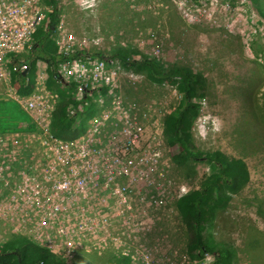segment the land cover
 <instances>
[{"label":"rangeland","instance_id":"obj_1","mask_svg":"<svg viewBox=\"0 0 264 264\" xmlns=\"http://www.w3.org/2000/svg\"><path fill=\"white\" fill-rule=\"evenodd\" d=\"M44 2L45 17L35 29L27 52L5 59L10 70L14 59L19 68L29 66L32 79L39 77L38 85L45 80L48 65L37 58L39 61L33 62L32 70L29 62L34 56L32 46L49 28L50 5L47 0ZM56 3L57 20L48 39L58 52L77 53L68 61L80 59L59 65L63 76L73 84H80L85 91L92 86L106 88L100 94H88L87 104L92 106L86 110L91 113L85 111L84 119L82 114V134L88 130L87 137L102 140L106 132L112 142L120 144L124 134L118 121L120 114L113 116L114 100L127 108L122 112L136 116L145 128L143 138L138 141L139 149L125 154L131 152L127 159L132 160L127 175H120L118 165L113 163L93 174L92 183L86 184L87 189H95L112 178L127 196L124 208L128 205L131 209L122 216L106 219L77 216V221L91 227L95 223V230L100 229V233L109 237L113 231L128 225L129 234L138 235L136 228L143 226L146 231L142 238L152 248L151 257L160 260L158 264H169L174 259L176 264H201L199 260L188 262L186 242L191 221L184 218L192 219L181 206L185 196L200 190L210 167L206 162L182 165L175 162L177 143L165 135L164 122L178 105L181 94L174 84L152 83L134 69L123 68L120 59L112 55L118 48H129L134 53L153 57L164 68L186 65L205 80L203 95L194 99L199 113L190 129L193 142L198 150H218L243 159L249 171L246 185L231 194L228 205L216 214L214 237L234 248V264H264V212L259 213L260 202L264 204V0H95L94 4L92 0H56ZM134 53L132 58H138ZM93 72L101 80L96 84L83 82ZM18 75L12 74L13 83L20 80ZM107 82L109 93L102 85ZM76 93L81 96L84 91L77 89ZM101 113L108 117L106 122L92 121L94 114ZM46 124L47 120L35 122L33 132L20 135L21 144L53 146ZM95 128H99L100 134L93 132ZM111 146L114 145L83 146L84 161L93 167L103 165L106 158L111 160L110 154L99 151ZM33 149L36 151L37 146ZM144 157L148 162L139 161ZM84 176L82 170L81 177ZM156 179L165 183L162 192L152 191ZM81 197L76 195L72 200L81 204ZM134 211H140L143 216H137ZM4 221L0 222V245L17 235L7 229ZM106 222L111 223L108 231L98 224ZM134 247L133 251L140 254L137 245ZM53 250L58 253L57 248ZM65 260L70 264L131 262V258H116L112 249L101 254L75 249ZM205 260L211 264V257Z\"/></svg>","mask_w":264,"mask_h":264},{"label":"built area","instance_id":"obj_2","mask_svg":"<svg viewBox=\"0 0 264 264\" xmlns=\"http://www.w3.org/2000/svg\"><path fill=\"white\" fill-rule=\"evenodd\" d=\"M44 5V0H0V99L15 101L34 123L47 120L48 137L54 143L53 146L35 144L37 146L35 151L33 149L35 145L21 144L20 135L25 136L28 131H14L11 132L12 134L10 132L0 133V222L4 219L8 225L7 229L17 235H30L33 238L26 237L64 259L70 257L75 249L96 251L100 254L112 249L116 258H131L130 264H158L160 260L151 257L152 248L142 238V234L146 231L143 226L136 228L138 235L129 234L131 226L128 225L113 231L109 237L100 233V229L95 230V223L91 227L89 223L77 221L79 216L87 215L95 216V218L97 216L102 218L122 216L131 209L128 205L124 208L127 196L122 192L123 188L112 178L109 181H103L95 189H87L86 184L92 183L93 174L102 172L103 167L113 163L118 165L120 175H127L132 160L127 159L131 152L125 154L129 150L139 149L138 141L143 138L145 132L143 125L137 121L136 116L130 117L122 112L127 108L119 100H114L115 114L113 116L120 114L118 121L122 125L124 134V138L119 139L121 141L119 145L117 141L112 142L111 135L106 136V132L102 140L87 137L88 130L71 140L54 137L49 132L48 125L58 102V95L54 91L51 92L46 85L47 72L42 85H38V76H34L31 81L30 72L27 70L29 66L24 65L19 68L16 59L12 60L14 63L12 70L5 66V59L8 56H17L25 50L27 52L35 29L45 17L42 11ZM52 10L53 7L50 5L49 11L52 12ZM60 53L67 54L68 52L60 51ZM76 60L80 59L61 60L57 63V70L65 81L67 79L63 76L59 65H68ZM95 63L96 61H93V64ZM13 71L25 74L13 83ZM86 80L96 84L101 79L93 72L92 75H87L83 82ZM102 85L107 87L110 84L107 82ZM21 86H29V93L21 94L19 92ZM73 88L77 99H85V102L78 106L79 111L84 110L85 106H92L90 103L87 104L88 94L94 92L100 94L106 90L103 86H92L86 88L85 91L81 89L80 84H73ZM107 88L109 93L111 88ZM77 89L84 93L79 96L76 93ZM131 108L133 106L128 110ZM28 109H31L33 114L29 113ZM92 117L94 122L108 120L103 113L94 114ZM93 132L100 134L101 131L95 128ZM109 144L114 146L101 149L99 153H109L111 160L106 158L103 165L96 164L94 167L89 164V161H84L86 154L83 146L98 148ZM139 161L148 162V158L144 157ZM82 170L85 172L84 177H81ZM153 179L155 178L151 180ZM164 186L165 183L156 179V185L153 186L152 191L158 189L162 192ZM76 195L82 196L81 204L72 200ZM114 202L117 204L115 207ZM134 212L137 216H143L140 211ZM153 214L156 215V210ZM98 224L107 231L111 226L110 222ZM135 244L140 254L133 251ZM53 248H57L58 253ZM209 257H211L212 264L213 256L209 253L197 258H190L187 254L188 262L199 260L201 264H207L205 259ZM176 263L174 259V262L170 261L169 264ZM180 264L184 263L180 262Z\"/></svg>","mask_w":264,"mask_h":264},{"label":"trees","instance_id":"obj_3","mask_svg":"<svg viewBox=\"0 0 264 264\" xmlns=\"http://www.w3.org/2000/svg\"><path fill=\"white\" fill-rule=\"evenodd\" d=\"M47 3L53 7L52 12L48 14L49 28L47 32L43 31V36L38 37L32 46L34 56L29 63L32 70L35 60L41 59L47 63L46 85L58 95V102L48 125L49 132L59 139L71 140L83 131V123L80 124L83 122L82 114L84 119L85 111L88 115L91 111L86 110L88 106L79 111L78 106L83 104L85 99L76 98L73 83L65 81L57 70L58 62L75 57L77 53H60L56 45L48 39L50 29L57 20L58 7L56 0H47ZM41 30L35 35L38 36ZM133 53L134 50L130 51L129 48H118L112 56L120 59L123 68L134 69L152 83L174 84L181 94L178 105L164 122L165 135L177 143L175 162L179 165L186 162H206L210 167V173L202 180L200 190L182 199L181 208L188 210L192 219L188 220L187 216L184 218L185 221H191L186 242L187 254L191 258H197L209 253L213 256L212 264H234V248L218 242L214 237L213 228L216 214L228 205L231 194L240 191L248 182L249 171L246 163L241 158L227 156L218 150L201 151L196 148L190 129L199 113V105L194 99L203 95L205 84L200 73L194 72L186 65L164 68L156 59L145 53L135 52L138 58H132ZM15 75L21 78V73L15 72ZM32 77L33 71L30 74L31 81ZM29 90V86L19 88L23 95L29 93ZM33 129L34 123L30 116L15 101L0 100V132ZM263 206L261 201L259 213L264 212ZM0 264L70 263L28 237L15 235L0 245Z\"/></svg>","mask_w":264,"mask_h":264},{"label":"flooded vegetation","instance_id":"obj_4","mask_svg":"<svg viewBox=\"0 0 264 264\" xmlns=\"http://www.w3.org/2000/svg\"><path fill=\"white\" fill-rule=\"evenodd\" d=\"M25 73L21 72V78L24 76Z\"/></svg>","mask_w":264,"mask_h":264},{"label":"clouds","instance_id":"obj_5","mask_svg":"<svg viewBox=\"0 0 264 264\" xmlns=\"http://www.w3.org/2000/svg\"><path fill=\"white\" fill-rule=\"evenodd\" d=\"M95 0H92V3L94 4Z\"/></svg>","mask_w":264,"mask_h":264}]
</instances>
